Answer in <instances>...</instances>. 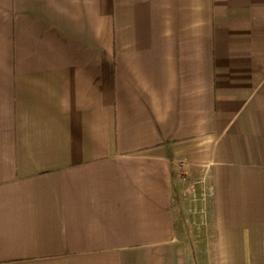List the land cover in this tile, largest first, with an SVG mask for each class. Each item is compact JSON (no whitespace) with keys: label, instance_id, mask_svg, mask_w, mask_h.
Wrapping results in <instances>:
<instances>
[{"label":"crops","instance_id":"obj_1","mask_svg":"<svg viewBox=\"0 0 264 264\" xmlns=\"http://www.w3.org/2000/svg\"><path fill=\"white\" fill-rule=\"evenodd\" d=\"M0 264H264V0H0Z\"/></svg>","mask_w":264,"mask_h":264}]
</instances>
